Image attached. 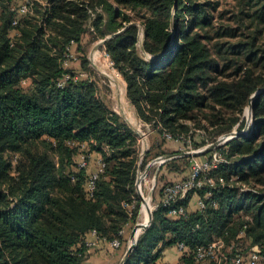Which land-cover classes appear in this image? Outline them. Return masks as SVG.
Returning <instances> with one entry per match:
<instances>
[{"label":"trees","instance_id":"1","mask_svg":"<svg viewBox=\"0 0 264 264\" xmlns=\"http://www.w3.org/2000/svg\"><path fill=\"white\" fill-rule=\"evenodd\" d=\"M12 1L0 0V264H83L90 232L125 241L127 249L122 230L137 223L142 206L140 137L101 99L88 61L87 76L77 77L65 66L66 53L87 33L96 41L124 29L103 49L140 119L164 139L166 132L189 135V122L217 137L244 127L245 108L264 89V0H231L221 11L220 0L33 1L17 23ZM252 112L251 133L218 146L225 161L207 172L214 184L204 174L182 202L189 207L198 197L205 207L183 218L159 205L129 264H160L173 246L177 264H223L196 257L198 246L217 239L229 257L250 240L264 248V194L251 189L264 188V91ZM94 152L105 166L89 196L90 171L77 156ZM186 158L182 167L164 164L184 171ZM169 182L158 180V202Z\"/></svg>","mask_w":264,"mask_h":264},{"label":"rangeland","instance_id":"2","mask_svg":"<svg viewBox=\"0 0 264 264\" xmlns=\"http://www.w3.org/2000/svg\"><path fill=\"white\" fill-rule=\"evenodd\" d=\"M20 1L23 0H19ZM34 3L36 1H41L43 3H45L46 0H33ZM218 1V0H215ZM221 1V6L219 8V11H221L222 9H226V8H230L231 5L233 4V2L231 0H220ZM14 2V3H13ZM18 1L13 0L12 1V5L13 4H17ZM92 35L90 34H86V36L84 37V41L82 46L78 45V44H74L71 47V51L73 52L74 56L76 57L75 59H71L69 61L68 67H70L71 69L77 71V72H83V60L86 59L88 61V67L87 70L90 75H92L95 79V81H97L98 86H99V94L101 99L111 108L115 111V100H116V93H115V89L113 88L111 82L109 81V79L101 72V70L97 67L94 66L93 63V54L95 51H100L105 58H110V56L106 53V51L103 49V45L96 49V45L101 42L102 39L96 40V41H91ZM141 40H143V31L141 30ZM80 46V47H79ZM111 67L114 68L117 72V74L123 79L124 82V87H125V92H127V83L124 79V77L120 74V72L114 67L112 60H111ZM127 96V95H126ZM118 101L116 100V103ZM134 107V105H133ZM132 108V105H131ZM135 110V107H134ZM133 108L130 109V112L133 116V118L135 119V123L134 125H136L138 128L141 129V131L144 133V136L139 135V152H138V172L141 169L142 171H144L146 169V167L152 163V161L156 160L159 157H165V156H172L169 160L174 161L175 165H178L181 167L185 164V160L182 159V157L184 158H189V163L187 164V170L184 171H176V170H169V167L166 166L164 163H161L160 160L154 162L151 164L150 169L147 173V175H145L143 177L142 180V186H143V190L144 193L147 197L150 198L151 204L154 207V205L158 202V196H159V190L157 188L158 185V180H160L161 183L166 182V181H173V180H178L179 178L187 175L189 173V166L191 169L192 163L195 160H204V159H208L209 156H205L202 154L199 155H181L184 152H189V151H196V150H201L209 145H211L212 143L216 142L220 137H222L224 134H221L217 137L213 136V128H209L206 129L204 127H195L193 122H189L192 125L191 131L189 133V135L183 136V138L188 139V137L191 139V141H187L186 139H181V140H168V139H164V136L161 135L158 131H155L150 124L143 122L140 117L138 116V114L136 113V110L134 112ZM249 112V104L247 105V107L245 108V112L243 114V119H245V124L244 127L242 129H239L238 125L236 127L233 128L232 131L234 130H247V133H251L252 129H254V127L256 126V122L254 120V117H250L248 115ZM118 113V112H117ZM120 115V113H119ZM122 120L127 122V120L120 115ZM137 116V118H136ZM146 138V139H144ZM239 138V137H238ZM147 140V141H146ZM194 141L197 142H204L203 145L201 146H196L194 143ZM229 141V140H228ZM227 141H223L221 144L226 143ZM220 144V145H221ZM145 147L147 148V152H150L149 157H148V161L146 163L145 166H143V161L141 159L142 153H143V149H145ZM218 147L211 149V153L215 150H217ZM146 157V156H145ZM144 157V158H145ZM186 158V159H187ZM177 159V160H176ZM187 161V160H186ZM91 164V163H90ZM89 164V171H92L94 168V166ZM246 189L247 186H245ZM253 189V191L255 193H263L264 194V188H260V187H256V188H251ZM157 194V195H156ZM158 198V199H157ZM154 211V210H153ZM141 212V211H140ZM141 214L139 213V217L137 222H139L140 220V216ZM251 241V240H250ZM246 243L244 244L241 248L242 249H248L251 245H256L259 250L264 253V248L261 244H250Z\"/></svg>","mask_w":264,"mask_h":264},{"label":"built area","instance_id":"3","mask_svg":"<svg viewBox=\"0 0 264 264\" xmlns=\"http://www.w3.org/2000/svg\"><path fill=\"white\" fill-rule=\"evenodd\" d=\"M16 1H18V3L14 4L13 6V9L16 12L14 23H17L20 17H22L27 12L31 11V6L33 4V0H23L20 1V3L19 0ZM75 58L76 57L74 56L71 50L70 52L66 53L65 66L68 67L69 61ZM79 76L84 77L87 75L84 72H79L77 77ZM69 77L70 75L67 74L59 82V85L63 86ZM165 135L168 140L186 139L183 137H178L175 139L173 135L168 132H166ZM186 140L189 142L191 141L189 137ZM89 160H90V155L87 156L85 153H81V157L78 160V164L82 168L89 169V164H90ZM224 161L225 159L219 154L217 150L213 151L208 159L195 160L192 163L190 173L186 177L178 180H173L164 186L163 196L161 198V201L156 203L154 207L152 206V209L154 210L155 208L159 207V205H163L165 207H168L169 215L173 217L188 218V215L191 212V210L190 207L182 203L183 200L187 197V195L190 192L194 191L195 189H197L198 187L204 184L203 183L204 180L202 179L204 174H205L204 175L205 180L213 185L214 184L213 178L209 176L207 172H209L213 168H216L219 163H222ZM104 166L105 163L101 157L98 160L96 169L90 171L89 173L90 176L86 183V190L89 196L93 194V190L95 188V180L98 177V174L103 170ZM223 180H224L223 178H220V181L223 182ZM210 196L211 194L208 193L207 197ZM205 205L206 204L204 199L201 198L198 199L197 202L198 209H203ZM123 233H124V229L122 230V234ZM111 244L115 248H119L122 246L123 242L116 239L111 241ZM186 246L187 245L185 244V242L181 241L178 244V249L184 250ZM228 248L229 250L231 249L233 250L234 244H230ZM224 249H226V244L221 239L214 240L208 245H200L196 250L197 261L205 262L208 259H216L218 260L219 263L222 261L223 264H264V253H262L256 245H251L247 250H242L241 248L236 249L235 253L233 254V257H229V255L225 253L226 251Z\"/></svg>","mask_w":264,"mask_h":264},{"label":"crops","instance_id":"4","mask_svg":"<svg viewBox=\"0 0 264 264\" xmlns=\"http://www.w3.org/2000/svg\"><path fill=\"white\" fill-rule=\"evenodd\" d=\"M81 154L77 156L79 160ZM101 158L100 154L97 152L90 154V165L94 166L96 169L98 160ZM94 170V169H93ZM198 197H195L190 202V210H196ZM134 226H127L124 228L123 236L125 240L129 241L131 237V232ZM86 243L88 245L87 257L83 264H121L122 259L126 253L125 241L122 246L115 248L111 241L99 238L95 232H90L86 235ZM180 259L179 251L173 246L168 247L163 252V257L160 258L159 263L177 264ZM142 264V263H141Z\"/></svg>","mask_w":264,"mask_h":264},{"label":"water","instance_id":"5","mask_svg":"<svg viewBox=\"0 0 264 264\" xmlns=\"http://www.w3.org/2000/svg\"><path fill=\"white\" fill-rule=\"evenodd\" d=\"M177 8H178V4L175 6V9H177ZM122 30H124V29H122ZM122 30H121V31H122ZM121 31H118L117 33H114L113 35H110V36H108V37L102 39L101 42H99V43L96 45V49L100 48L102 45L105 44V42H106L109 38H111V37H113L114 35L120 33ZM142 31H143V30H142ZM141 48L144 50V46H143V45H141ZM168 48H169V47H167V48L165 49V51H164L163 53H161V54H160L159 56H157V57H159V58L162 57V56L167 52ZM94 66L97 67L95 64H94ZM97 68H98V67H97ZM263 91H264V89H259V90H258V91H257L252 97H251V100H250V102H249V112H248V115H249L250 117L253 116V112H252V101L254 100V98H256V97H257L259 94H261ZM136 114H137V112H136ZM127 123L129 124V126H130V127L136 132V133H138V134L141 135V136H144V133L141 131L140 128H138V127H137L136 125H134V124H131V123L128 122V121H127ZM245 133H247V130H246V129H244V130H238V131H237V130H234V131H232V132H230V133H226V134H224V135H223L222 137H220L216 142L212 143L211 145H209V146H207V147H205V148H203V149H201V150L184 152V153H182L181 155H184V156H185V155H191V154H193V155H199V154H201V153H204V152H206V151H210L211 149H214V148L218 147L223 141H228V140H232V139H234V138L241 137V136H242L243 134H245ZM144 139H146V138H144ZM146 141H147V140H146ZM146 152H147V148L145 147V149H143V153H142V156H141L142 161L144 160V157H145V155H146ZM171 157H172V156H170V155L165 156V157H159V158H157L156 160L152 161V163H154V162H156V161H158V160H160L161 163H164L165 161L169 160ZM152 163H150V164L146 167V169H145L144 171H142V170L140 169L139 172H138V177H137L136 187H137V193H138V195L140 196L142 202L145 201V197H144V194H143V191H142V180H143V177H144L145 175H147V173H148V171H149L150 166H151ZM149 209H150V219H149V221H148L145 225H142V224H140L139 222H137V223L134 225V227H133V229H132V232H131V237H130V240H129V246H128L127 250H126V253H125V255H124L123 259H122L121 264H129V263H130V260H131V258H132V256H133V253H134V251H135V248H136V246L138 245V241H139V237H140V235H141L146 229H148V228L150 227V225H151V223H152V221H153V218H154V213H153V209H152L151 206H149ZM142 226H144L145 228L143 229L142 232H140L139 230H140V227H142Z\"/></svg>","mask_w":264,"mask_h":264},{"label":"bare ground","instance_id":"6","mask_svg":"<svg viewBox=\"0 0 264 264\" xmlns=\"http://www.w3.org/2000/svg\"><path fill=\"white\" fill-rule=\"evenodd\" d=\"M93 63L101 70V72L109 79L116 93V103L115 100V111L120 113L128 122L131 124H136L135 119L133 118L130 109L134 107L131 101L126 96L125 87L123 79L117 74L116 70L111 67V59L105 58V56L100 51H95L93 54ZM132 105V108H131ZM135 112V110H134ZM136 114V113H135ZM137 118V116H136ZM143 188V186H142ZM145 201L142 202L141 212H140V221L139 223L145 225L150 219V209L152 207L150 198L147 197L142 189ZM145 227H140V232L143 231Z\"/></svg>","mask_w":264,"mask_h":264}]
</instances>
